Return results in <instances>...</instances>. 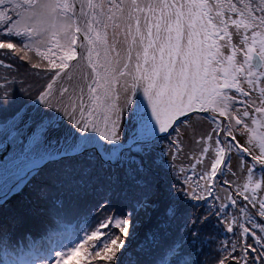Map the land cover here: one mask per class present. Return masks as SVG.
Here are the masks:
<instances>
[{
  "label": "snow or ice",
  "instance_id": "6c2138e0",
  "mask_svg": "<svg viewBox=\"0 0 264 264\" xmlns=\"http://www.w3.org/2000/svg\"><path fill=\"white\" fill-rule=\"evenodd\" d=\"M0 67V264H264V0H0Z\"/></svg>",
  "mask_w": 264,
  "mask_h": 264
},
{
  "label": "rangeland",
  "instance_id": "374dc122",
  "mask_svg": "<svg viewBox=\"0 0 264 264\" xmlns=\"http://www.w3.org/2000/svg\"><path fill=\"white\" fill-rule=\"evenodd\" d=\"M19 63L24 64L25 68H28V70L30 72H35L36 70H31L30 66H28L25 62L20 61ZM24 68H21L20 71L24 72ZM4 71V69L2 67H0V73H2ZM27 79L35 81L37 80L36 76H29L27 77ZM226 123V121H225ZM193 129L195 131H193ZM208 131H210V126L208 125V123L206 121H192V127L191 128H185L182 130V140L184 143V153L181 155V158L177 160V165L179 166L181 163H184L185 165L188 163L187 161V155L188 153H190L191 151L196 149V145L194 143V137H198L201 134H205ZM237 136L241 139V142H243V137L240 136V133H237ZM231 156V160H230V166L233 170L237 169V165L239 163L238 161V157L237 154L235 152L230 153L229 154ZM250 160V158H249ZM259 167V166H257ZM227 171V170H226ZM246 175V173H245ZM228 179L232 180V179H236V177H233L231 175H228Z\"/></svg>",
  "mask_w": 264,
  "mask_h": 264
},
{
  "label": "trees",
  "instance_id": "16d2710c",
  "mask_svg": "<svg viewBox=\"0 0 264 264\" xmlns=\"http://www.w3.org/2000/svg\"><path fill=\"white\" fill-rule=\"evenodd\" d=\"M193 203H196V202H193ZM194 211V210H193Z\"/></svg>",
  "mask_w": 264,
  "mask_h": 264
}]
</instances>
